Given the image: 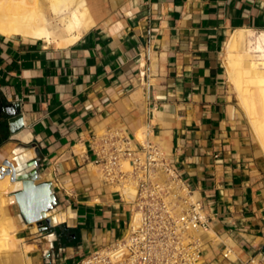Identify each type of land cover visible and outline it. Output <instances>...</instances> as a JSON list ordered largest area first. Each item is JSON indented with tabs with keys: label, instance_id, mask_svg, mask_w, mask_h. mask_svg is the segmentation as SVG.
Segmentation results:
<instances>
[{
	"label": "crops",
	"instance_id": "0c3cea01",
	"mask_svg": "<svg viewBox=\"0 0 264 264\" xmlns=\"http://www.w3.org/2000/svg\"><path fill=\"white\" fill-rule=\"evenodd\" d=\"M84 1L93 24L69 45L0 34V97L23 120L0 139V164L26 172L36 159V182L50 181L57 201L50 232L6 202L18 238L0 262L74 264L121 237L133 193L102 177L91 136L114 129L135 141L150 120L210 218L197 231L204 264H264V157L222 61L235 29L264 30V0Z\"/></svg>",
	"mask_w": 264,
	"mask_h": 264
},
{
	"label": "built area",
	"instance_id": "2783aa9c",
	"mask_svg": "<svg viewBox=\"0 0 264 264\" xmlns=\"http://www.w3.org/2000/svg\"><path fill=\"white\" fill-rule=\"evenodd\" d=\"M153 129L147 120L142 139L135 141L114 129L91 136L92 161L102 177L133 186L132 210L121 237L99 244L74 264H204L202 241L193 231H207L210 218L157 144Z\"/></svg>",
	"mask_w": 264,
	"mask_h": 264
},
{
	"label": "bare ground",
	"instance_id": "6f19581e",
	"mask_svg": "<svg viewBox=\"0 0 264 264\" xmlns=\"http://www.w3.org/2000/svg\"><path fill=\"white\" fill-rule=\"evenodd\" d=\"M45 3L51 5L55 24L45 15ZM88 11L84 0H0V34L44 39L47 42L53 39L58 46L69 45L93 24ZM253 31L239 28L230 33L223 47V64L237 105L256 141L257 152L264 157V30L255 36ZM16 169L19 177L27 174L23 167ZM18 171L22 175H18ZM3 178L0 188H5L6 202L14 203V197L9 192L15 183L10 182L9 175ZM197 231L193 233L198 235ZM0 240L5 249L14 246V240L8 237L4 226L0 227ZM0 250L2 256L8 257L7 250ZM3 258L0 257V261Z\"/></svg>",
	"mask_w": 264,
	"mask_h": 264
},
{
	"label": "water",
	"instance_id": "95a60500",
	"mask_svg": "<svg viewBox=\"0 0 264 264\" xmlns=\"http://www.w3.org/2000/svg\"><path fill=\"white\" fill-rule=\"evenodd\" d=\"M6 127L10 133H14L23 126V120L19 108L13 104L5 105ZM37 160L28 161L29 169L25 176H17V169L8 159H4L0 165V178L9 175V180L15 183V187L9 192L14 197L19 215L26 224H36L41 232H50L54 223L51 222L50 211L57 201L50 181L38 180L36 169Z\"/></svg>",
	"mask_w": 264,
	"mask_h": 264
},
{
	"label": "rangeland",
	"instance_id": "374dc122",
	"mask_svg": "<svg viewBox=\"0 0 264 264\" xmlns=\"http://www.w3.org/2000/svg\"><path fill=\"white\" fill-rule=\"evenodd\" d=\"M43 7H44V10H45V15H46V17H47V19H51V21H52V24H55V22L53 21V19H52V14H51V10H52V8H51V5L49 4H47V3H45L44 5H43ZM258 32H260V31H253L252 32V34H253V36H255ZM223 53H224V50H223ZM223 61V60H222ZM228 88V87H227ZM231 89H232V87H231ZM232 92H233V89H232ZM233 94H234V92H233ZM234 96H235V94H234ZM232 101H233V103H235V100H236V103H237V99H236V97H235V99H234V97L232 96ZM240 123H241V126H242V128H243V130L246 132V134L248 135V136H251L250 135V133H249V130H248V126L246 125V122L244 121V119L241 117L240 118ZM252 133V132H251ZM253 135V134H252ZM138 138H140V139H142V135H141V130L139 131V133H138ZM254 147H255V145H254ZM261 160H264L263 158H261ZM127 168V166L126 165H124V169H126ZM2 179H4V178H2ZM1 178H0V181L2 180ZM1 183V182H0ZM124 190H130V191H132V193H134V190H133V186L129 183V184H125L124 185ZM3 189H5L3 186L0 188V227L1 226H4L5 227V230H6V232H7V234H8V237H11V238H13V240H14V246L12 247V248H6L5 249V246H2L1 244L3 243L2 242V240H0V248H3V250H7L8 251V255L12 252V250L14 249V247H15V243H16V237L18 238V234L17 233H13V229L10 227V225H9V222H8V220L6 219V217L4 216V210H3V208H4V206L6 205V201H7V193H4V191H3ZM2 192L4 193V195H6L5 197L4 196H2L3 194H2ZM195 198V197H194ZM3 199H5V200H3ZM14 204H15V202H14ZM22 240H20L19 242H18V244L21 242ZM2 242V243H1ZM0 251H2V250H0ZM0 257L1 258H3L4 256H2L1 255V253H0ZM5 258V257H4ZM2 260V259H1ZM0 264H2L1 262H0Z\"/></svg>",
	"mask_w": 264,
	"mask_h": 264
},
{
	"label": "flooded vegetation",
	"instance_id": "af4514ba",
	"mask_svg": "<svg viewBox=\"0 0 264 264\" xmlns=\"http://www.w3.org/2000/svg\"><path fill=\"white\" fill-rule=\"evenodd\" d=\"M5 105V101L0 97V139H5L8 135L5 118Z\"/></svg>",
	"mask_w": 264,
	"mask_h": 264
}]
</instances>
